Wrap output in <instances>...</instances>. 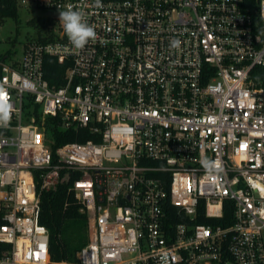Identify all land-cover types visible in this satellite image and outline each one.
Listing matches in <instances>:
<instances>
[{
	"label": "built area",
	"instance_id": "built-area-1",
	"mask_svg": "<svg viewBox=\"0 0 264 264\" xmlns=\"http://www.w3.org/2000/svg\"><path fill=\"white\" fill-rule=\"evenodd\" d=\"M18 2L56 15L53 40L0 49V264H264V0ZM69 8L96 32L82 48ZM62 186L88 220L75 263L50 261L39 223ZM225 202L232 224L197 222Z\"/></svg>",
	"mask_w": 264,
	"mask_h": 264
},
{
	"label": "trees",
	"instance_id": "trees-1",
	"mask_svg": "<svg viewBox=\"0 0 264 264\" xmlns=\"http://www.w3.org/2000/svg\"><path fill=\"white\" fill-rule=\"evenodd\" d=\"M259 0H244L242 10L251 16L258 15ZM18 0H0V22L10 19L13 22L18 19ZM52 21L44 19H34L31 25L36 35L35 40L47 42L53 40L54 34L49 29ZM11 56L10 50L2 53V58ZM45 78L51 84L60 83V77L64 70L56 64L52 58H48L44 67ZM0 116H2L0 114ZM80 141L78 136H71L65 140H59L57 145L64 142ZM40 196V214L39 223L44 226L49 233V256L53 263L58 262H76V254L88 242V220L84 213L80 212L78 203L74 200L67 188L62 186L56 191H42ZM1 216V212H0ZM233 207L229 202L224 203V214L222 218L209 220L206 219L201 211L197 217V222L201 224H212L227 227L232 224ZM184 221V219H180ZM11 245L0 243V259L8 255L11 251Z\"/></svg>",
	"mask_w": 264,
	"mask_h": 264
},
{
	"label": "rangeland",
	"instance_id": "rangeland-1",
	"mask_svg": "<svg viewBox=\"0 0 264 264\" xmlns=\"http://www.w3.org/2000/svg\"><path fill=\"white\" fill-rule=\"evenodd\" d=\"M17 4H19L17 21L5 19L0 22V49L10 50L11 58L15 60L21 58L25 44L36 38L31 21L37 18L52 21V16L56 15L52 10L48 11L33 4L19 2Z\"/></svg>",
	"mask_w": 264,
	"mask_h": 264
},
{
	"label": "clouds",
	"instance_id": "clouds-1",
	"mask_svg": "<svg viewBox=\"0 0 264 264\" xmlns=\"http://www.w3.org/2000/svg\"><path fill=\"white\" fill-rule=\"evenodd\" d=\"M96 5L101 6L100 0H96ZM59 21L62 22L64 32L72 48H82L90 39L96 36L94 27L85 20L84 13L79 10L69 8L59 11ZM173 43L178 45L179 41ZM5 119L6 117L0 116V120ZM202 163L203 167L208 169L209 172L216 167L215 162L211 160L206 159Z\"/></svg>",
	"mask_w": 264,
	"mask_h": 264
}]
</instances>
